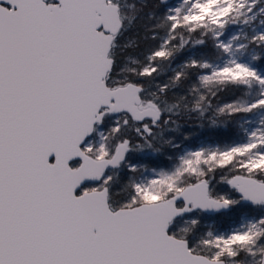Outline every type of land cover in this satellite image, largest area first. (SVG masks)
<instances>
[{"label": "snow or ice", "instance_id": "1", "mask_svg": "<svg viewBox=\"0 0 264 264\" xmlns=\"http://www.w3.org/2000/svg\"><path fill=\"white\" fill-rule=\"evenodd\" d=\"M0 264H264V0H0Z\"/></svg>", "mask_w": 264, "mask_h": 264}, {"label": "trees", "instance_id": "2", "mask_svg": "<svg viewBox=\"0 0 264 264\" xmlns=\"http://www.w3.org/2000/svg\"><path fill=\"white\" fill-rule=\"evenodd\" d=\"M135 33H130V35H134ZM229 99V95L228 94H224L220 97V102H224L227 101ZM199 131V129L197 128V125L189 123L185 126L184 131H185V135H191L193 130ZM184 146H189L190 145V141H185L183 142ZM167 162V161H166Z\"/></svg>", "mask_w": 264, "mask_h": 264}, {"label": "rangeland", "instance_id": "3", "mask_svg": "<svg viewBox=\"0 0 264 264\" xmlns=\"http://www.w3.org/2000/svg\"><path fill=\"white\" fill-rule=\"evenodd\" d=\"M185 147H188V146H185Z\"/></svg>", "mask_w": 264, "mask_h": 264}]
</instances>
